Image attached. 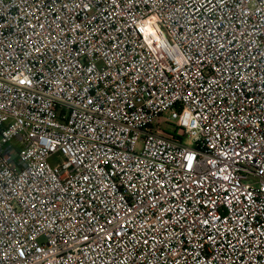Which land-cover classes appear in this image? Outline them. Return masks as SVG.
<instances>
[{"label": "built area", "instance_id": "2783aa9c", "mask_svg": "<svg viewBox=\"0 0 264 264\" xmlns=\"http://www.w3.org/2000/svg\"><path fill=\"white\" fill-rule=\"evenodd\" d=\"M0 264H264V0H0Z\"/></svg>", "mask_w": 264, "mask_h": 264}, {"label": "rangeland", "instance_id": "374dc122", "mask_svg": "<svg viewBox=\"0 0 264 264\" xmlns=\"http://www.w3.org/2000/svg\"><path fill=\"white\" fill-rule=\"evenodd\" d=\"M168 119V114L164 115L163 118H160L158 120V124L161 126V128L166 131L167 133H172V134H178L179 131L177 129H175L170 123H168L167 120Z\"/></svg>", "mask_w": 264, "mask_h": 264}]
</instances>
